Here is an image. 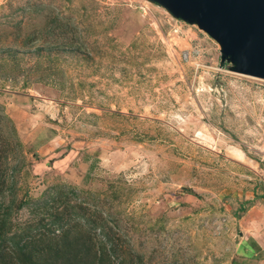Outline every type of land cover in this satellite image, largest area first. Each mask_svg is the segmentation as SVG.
I'll use <instances>...</instances> for the list:
<instances>
[{
  "label": "rangeland",
  "instance_id": "obj_1",
  "mask_svg": "<svg viewBox=\"0 0 264 264\" xmlns=\"http://www.w3.org/2000/svg\"><path fill=\"white\" fill-rule=\"evenodd\" d=\"M0 175L18 230L66 185L126 263L239 264L264 245V79L147 0H0Z\"/></svg>",
  "mask_w": 264,
  "mask_h": 264
},
{
  "label": "trees",
  "instance_id": "obj_2",
  "mask_svg": "<svg viewBox=\"0 0 264 264\" xmlns=\"http://www.w3.org/2000/svg\"><path fill=\"white\" fill-rule=\"evenodd\" d=\"M15 182L12 180V185ZM65 186L52 188L45 198L33 201L35 212L43 210L45 217L38 224L27 223L21 230L11 220L12 204L3 211L0 205V264H134L126 263L125 250L104 234V223L96 221V211L85 200L73 202L75 191ZM29 203L22 200L18 208ZM83 220L93 224V229L99 228L102 238H97V232V236L85 233L80 225Z\"/></svg>",
  "mask_w": 264,
  "mask_h": 264
},
{
  "label": "water",
  "instance_id": "obj_3",
  "mask_svg": "<svg viewBox=\"0 0 264 264\" xmlns=\"http://www.w3.org/2000/svg\"><path fill=\"white\" fill-rule=\"evenodd\" d=\"M220 45L221 65L264 79V0H147Z\"/></svg>",
  "mask_w": 264,
  "mask_h": 264
},
{
  "label": "crops",
  "instance_id": "obj_4",
  "mask_svg": "<svg viewBox=\"0 0 264 264\" xmlns=\"http://www.w3.org/2000/svg\"><path fill=\"white\" fill-rule=\"evenodd\" d=\"M254 241L256 240V237H253ZM257 242V243H256ZM252 246L248 245V247L243 246L242 250L240 251L239 254L242 256L240 257V262L239 264H264V259H259L257 255L263 254L264 252V245L261 243H258L256 241Z\"/></svg>",
  "mask_w": 264,
  "mask_h": 264
}]
</instances>
